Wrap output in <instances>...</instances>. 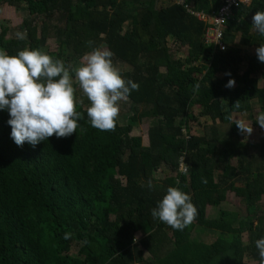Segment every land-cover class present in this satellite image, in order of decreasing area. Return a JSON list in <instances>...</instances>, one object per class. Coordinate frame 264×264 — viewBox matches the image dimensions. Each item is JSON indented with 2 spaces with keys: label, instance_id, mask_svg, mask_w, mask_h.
Segmentation results:
<instances>
[{
  "label": "trees",
  "instance_id": "trees-1",
  "mask_svg": "<svg viewBox=\"0 0 264 264\" xmlns=\"http://www.w3.org/2000/svg\"><path fill=\"white\" fill-rule=\"evenodd\" d=\"M190 4L210 16L222 8L220 0ZM6 6L30 12L19 28L26 39L7 40L2 28L0 49L9 56L24 48L46 51L54 40L58 50L49 55L75 68L105 45L115 65L131 68L123 78L139 89L127 99L125 127L118 119L114 131L92 127L83 99L76 132L35 147L13 142L8 112L0 110V264H259L264 141L248 146L232 117L251 114L253 103L264 112V63L242 50L264 44L251 24L264 0L234 11L223 29L224 51L207 45L206 24L171 0H0L3 18ZM169 39L187 48L188 57L176 59ZM230 79L235 85L227 88ZM142 124H148L147 146L132 136ZM219 125H230L229 138ZM194 129L199 133L192 136ZM158 173L167 176L156 179ZM168 187L189 194L198 210L183 230L151 216ZM228 192L243 210L221 209L208 218V207H220ZM198 228L219 236L205 242L193 237Z\"/></svg>",
  "mask_w": 264,
  "mask_h": 264
},
{
  "label": "clouds",
  "instance_id": "clouds-1",
  "mask_svg": "<svg viewBox=\"0 0 264 264\" xmlns=\"http://www.w3.org/2000/svg\"><path fill=\"white\" fill-rule=\"evenodd\" d=\"M251 24L264 36V11H256ZM15 35L19 40L27 37L26 32L18 31ZM255 54L258 61L264 63V44L255 49ZM113 57L114 53L101 45L86 53L80 66L73 68L40 48H24L13 56L0 49V110L8 112L7 124L13 142L18 147L25 143L35 147L54 134L59 139L76 132L78 122L83 119V113L77 108L83 100L76 96L73 72L80 90L90 102L87 117L91 126L101 131H114L120 102L126 101L139 85L123 78ZM234 85L235 81L230 79L225 87ZM235 105L239 107V101ZM235 124L241 133L252 134L253 128L248 121L237 120ZM256 124L264 129V112L257 114ZM133 133L132 136L137 137ZM188 168L184 164L182 171L187 173ZM206 182L202 178V183ZM123 184H126L125 178ZM151 216L174 230H183L195 221L198 210L189 194L179 187H168L166 195L151 210ZM255 246L259 264H264V237L256 240Z\"/></svg>",
  "mask_w": 264,
  "mask_h": 264
},
{
  "label": "rangeland",
  "instance_id": "rangeland-1",
  "mask_svg": "<svg viewBox=\"0 0 264 264\" xmlns=\"http://www.w3.org/2000/svg\"><path fill=\"white\" fill-rule=\"evenodd\" d=\"M171 4L167 1L165 3L159 4L158 8H166L168 6H170ZM5 10V15L4 18L3 16L1 17L0 14V34H2V28H7L8 29V33L6 34V38L7 40L13 39V40H18L16 37V32L20 31L22 32L19 28L23 22V20L25 18H30V12L28 9H26V7L18 12L15 11L14 8H8V6L4 7ZM167 45L169 46L170 50H173L176 52V59H184L186 57H188L189 54V50L187 48H182L180 49L178 47V45H176L175 43L172 42V40H168ZM239 48H242L239 46V43L237 42V44L235 45ZM58 50V45L56 44V42L54 40H50L48 41V45L46 48V51L48 54H56ZM242 50H244L245 53H247L250 56H254L255 54V49H246V48H242ZM116 67H118L121 71V74L123 76V74H126L127 72L131 71V68L124 66V65H116ZM221 78V76H220ZM74 80V87L76 88V96L80 99H87L86 96L83 94V92L80 90L79 87V83L77 81H75V78H73ZM260 87H263V81H260ZM126 106V107H125ZM128 101H122L120 102V111L123 109V113L119 112V115L117 117L119 124L121 127H125L128 123V116H126V111H128ZM123 107V108H122ZM253 107L254 110L251 114H246V115H238L235 114L232 117V121L235 122L237 120H245L248 121L251 124V127L253 128V132L251 135H246V134H242L241 138L242 140L246 141V143L248 144V146L250 145L251 148H254V146H258L259 144L263 143L264 141V129H261L259 126L255 127L253 125V122L256 121V116L258 113L262 112L260 109V105L257 103H253ZM200 112L199 108H195L194 109V114L196 116H198ZM130 116V113H129ZM205 119H201V123H205ZM151 123H149L150 125ZM207 124H211L210 121L207 122ZM147 129H148V124H142L140 126H138L135 130H134V135L141 137L144 141V145L147 146L148 145V140H147ZM219 129L220 132L222 134L223 138H229L230 137V125H219ZM198 130H193L191 135L195 136L196 134H198ZM235 165V163H234ZM167 175L163 174V173H158L155 174L156 179H163L165 178ZM243 204L240 201V199L235 195V193L232 192H228L227 194V200L225 201V203H223L220 207H208L207 209V217L208 218H216L219 215V212L221 209L223 210H228V211H237L239 209L243 210ZM219 236V234L217 232H212V231H208V230H201L200 228H198L193 237H196L200 240H203L205 242L208 243H212L215 239H217ZM136 239H139L141 237V234L138 232L136 234ZM247 234L243 235V241H247ZM138 243V241H137ZM138 249L142 250L144 253V257L146 259H150V255H148L143 248L141 247L140 244H138ZM73 255H78L77 252V248H73L72 250ZM250 263V261H248ZM252 264V263H250ZM255 264V263H253Z\"/></svg>",
  "mask_w": 264,
  "mask_h": 264
},
{
  "label": "built area",
  "instance_id": "built-area-1",
  "mask_svg": "<svg viewBox=\"0 0 264 264\" xmlns=\"http://www.w3.org/2000/svg\"><path fill=\"white\" fill-rule=\"evenodd\" d=\"M196 0H171L173 5L182 6L188 14L197 18L200 22L206 24L205 43L224 51L226 48L222 43L223 29L226 23L234 16V11L243 7H249L253 0H220L222 8L216 15H207L205 13L195 12L194 7L190 4ZM213 1V0H209Z\"/></svg>",
  "mask_w": 264,
  "mask_h": 264
}]
</instances>
